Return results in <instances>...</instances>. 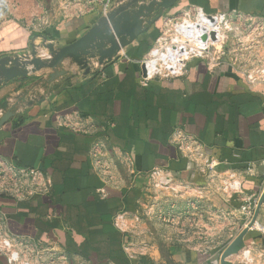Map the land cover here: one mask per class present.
<instances>
[{"label": "crops", "instance_id": "obj_1", "mask_svg": "<svg viewBox=\"0 0 264 264\" xmlns=\"http://www.w3.org/2000/svg\"><path fill=\"white\" fill-rule=\"evenodd\" d=\"M106 1L0 0V57L27 54L33 43L41 56L49 53L41 47L46 41L72 43L119 0L105 10ZM192 5L264 15V0H178L164 16H178ZM162 19L88 74L66 59V73L53 81L52 70L41 69L0 85V108L8 101L7 110L14 112L0 128V155L47 171L54 183L48 196L0 200V209L12 231L64 249L66 264H221L223 226L237 236L264 190L260 90L227 66L210 70L201 60L190 62L185 77L140 84L137 60ZM66 116L74 127L60 125L58 117ZM176 126L200 138L216 159L209 176L172 142ZM231 172L242 183L237 193L224 188ZM156 181L180 182L182 196L195 200L198 209L170 224L151 222L127 249L129 237L114 226V215L141 208L156 194ZM218 210L229 215L225 223L214 215ZM209 238L212 243L205 242ZM251 242L264 244V203L243 244ZM228 261L237 264L233 255ZM0 264H7L4 257Z\"/></svg>", "mask_w": 264, "mask_h": 264}, {"label": "built area", "instance_id": "obj_2", "mask_svg": "<svg viewBox=\"0 0 264 264\" xmlns=\"http://www.w3.org/2000/svg\"><path fill=\"white\" fill-rule=\"evenodd\" d=\"M110 1H106L105 10L109 8ZM44 57H50V54L46 53ZM193 60L206 62L210 70L225 65L249 88L260 90L264 95V15L239 9L208 12L192 5L178 16H163L159 35L144 56L137 60L140 63L139 82L148 85L154 79L185 77ZM89 64L91 68L101 65L98 58H92ZM3 113L0 108V116ZM58 121L62 126L74 127L67 116L58 117ZM171 140L205 176L216 169V159L207 152L206 144L185 127L176 126ZM154 172L159 174L161 170L155 169ZM53 186L47 171L18 164L0 155V195L20 203L50 195ZM154 186L153 204H157L165 192L182 196L180 182L164 185L156 181ZM224 188L230 193L242 190L236 173L228 175ZM183 200L186 206L196 205L191 197ZM257 203L254 201L249 206L250 221ZM167 214L164 217L169 220ZM143 215L139 209H123L114 215V226L129 237L125 244L127 249L132 245L133 237L143 231ZM0 256L6 259L7 264H66L69 261L67 252L54 243L12 231L1 209ZM233 259L237 264H264V246L255 242L245 243L233 254Z\"/></svg>", "mask_w": 264, "mask_h": 264}, {"label": "water", "instance_id": "obj_3", "mask_svg": "<svg viewBox=\"0 0 264 264\" xmlns=\"http://www.w3.org/2000/svg\"><path fill=\"white\" fill-rule=\"evenodd\" d=\"M178 0H119L117 5L106 11L81 37L72 43L56 46L46 41L41 47L48 49L50 57L41 56L38 46L32 44L31 52L23 55L0 57V85L16 77H25L41 69H50L49 80L64 75L61 69L66 59L75 61L85 73L90 72V60L98 58L100 64L113 60L120 51L161 19L165 12ZM47 38L45 37V40ZM8 101L2 104L0 128L14 115L7 110ZM264 203V190L258 200L253 218L221 255V264H230L228 258L242 245L244 237L259 214Z\"/></svg>", "mask_w": 264, "mask_h": 264}, {"label": "rangeland", "instance_id": "obj_4", "mask_svg": "<svg viewBox=\"0 0 264 264\" xmlns=\"http://www.w3.org/2000/svg\"><path fill=\"white\" fill-rule=\"evenodd\" d=\"M162 195H163L162 198H160L157 204H153L151 197L149 201L145 202V204H143L141 208H139L141 212H144L143 229L144 226H148L149 224H151V222L170 224L173 222V220L176 219L180 221L182 219L181 217L187 216L188 213L191 212V211L189 212L188 210H192V212H194L198 209L195 200L194 201L196 205L193 203V206L192 205L186 206V203L183 200L184 199L183 196H172L169 192H165ZM165 213H168L167 215L169 217V220L165 219L164 217ZM214 215L217 216L219 218V222L222 223H225L229 219V215H226L222 210H218L217 213H215ZM223 227L224 228H222L221 230V236L219 237L222 244L218 246V248L221 250L227 248L228 245L239 235L238 234L237 236H235L236 233L232 234V231L231 229H229L228 225H225ZM205 242L212 243V239L211 238H209L208 240L205 239ZM257 244L264 246V244L260 242H258Z\"/></svg>", "mask_w": 264, "mask_h": 264}, {"label": "trees", "instance_id": "obj_5", "mask_svg": "<svg viewBox=\"0 0 264 264\" xmlns=\"http://www.w3.org/2000/svg\"><path fill=\"white\" fill-rule=\"evenodd\" d=\"M160 30H161V28L159 27V28L155 31V33H154V35H153V41H154V40L156 39V37L159 35ZM153 41H152V43H153ZM152 43H151V45H152ZM151 45L148 46V49L151 47ZM148 49L146 50V52L148 51ZM135 58H136V57H135ZM44 83H48V82L45 81ZM17 119L19 120V122H23V121H24V117H23L22 115L18 116ZM0 200L3 201V202H5V201H12V202H15L13 199L8 198V197H5V196H3V195H0Z\"/></svg>", "mask_w": 264, "mask_h": 264}]
</instances>
